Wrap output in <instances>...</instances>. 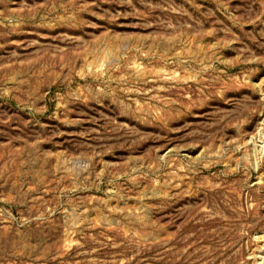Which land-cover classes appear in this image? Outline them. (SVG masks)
<instances>
[{"label":"rangeland","instance_id":"374dc122","mask_svg":"<svg viewBox=\"0 0 264 264\" xmlns=\"http://www.w3.org/2000/svg\"><path fill=\"white\" fill-rule=\"evenodd\" d=\"M0 264H264V0H0Z\"/></svg>","mask_w":264,"mask_h":264}]
</instances>
